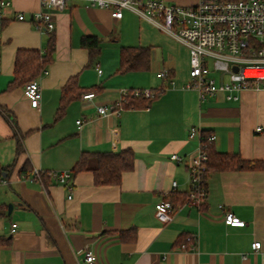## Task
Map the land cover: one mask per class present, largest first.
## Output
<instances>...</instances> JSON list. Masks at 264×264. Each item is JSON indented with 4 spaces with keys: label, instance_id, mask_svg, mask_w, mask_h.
<instances>
[{
    "label": "crops",
    "instance_id": "crops-1",
    "mask_svg": "<svg viewBox=\"0 0 264 264\" xmlns=\"http://www.w3.org/2000/svg\"><path fill=\"white\" fill-rule=\"evenodd\" d=\"M39 8V0H12L4 10L0 264H264V168L210 169L204 202L190 206L183 199L190 189L188 165L200 144L199 136H188L191 127L214 136L218 152L264 162V88L237 92L236 100L225 99L223 92L201 100L197 90L185 87L190 67L185 45L133 11L117 18L89 1L67 0L51 10L55 46L52 60L32 78L41 91L34 108L24 84L15 80L14 67L19 50L44 54L48 33L30 23ZM18 13L24 20L16 18ZM84 37L98 39L94 57L82 45ZM139 46L149 50L148 66L118 71L121 50ZM162 70L166 77L158 76ZM70 81L72 94L78 95L56 117ZM144 88L160 89L147 107L139 102L118 113L97 111L112 107L124 91ZM85 93L93 96L84 100ZM123 149L132 150L134 163L118 184L96 185L91 171L71 172L83 151ZM172 154L181 160H172ZM32 168L69 171L71 178L65 184L51 177L31 181L24 176ZM168 198L176 208L163 223L154 205ZM8 204L13 205L9 214ZM225 211L244 226L226 225ZM187 236L195 237L194 247L179 250ZM254 241L259 249H252ZM88 250L92 263L85 261Z\"/></svg>",
    "mask_w": 264,
    "mask_h": 264
},
{
    "label": "built area",
    "instance_id": "built-area-1",
    "mask_svg": "<svg viewBox=\"0 0 264 264\" xmlns=\"http://www.w3.org/2000/svg\"><path fill=\"white\" fill-rule=\"evenodd\" d=\"M11 1L0 0V51L4 10ZM66 1L39 0L40 8L31 14L30 23L41 33L52 32L54 22L51 10L64 7ZM85 1L110 9L112 16L117 18L122 16L124 10L133 11L185 45L189 50L190 65L189 78L185 87L197 90L201 100L219 92H223L227 100H236L237 92L249 88H264V0H198V3L193 6L167 4L163 0ZM16 18L24 20V15L18 13ZM234 66L237 67L236 71L233 70ZM98 72H100L99 69ZM212 72L216 73V77L212 76ZM167 74L166 70H162L158 76L166 77ZM24 92L30 105L37 108L41 98L38 82L35 79L27 81L24 84ZM126 94L127 91H124L112 107L100 106L97 111L103 115L108 111L118 113L121 110L120 101ZM133 95L154 98L156 92L149 88L134 89ZM92 96L93 93H85L82 98L85 100ZM256 130H261V127H257ZM188 136L190 138L199 136L200 140L199 128L191 127L188 130ZM213 139L214 136L207 137L209 141ZM171 159L181 160L176 154H172ZM207 160V153L200 142L188 165L190 189L185 201L187 205L199 207L206 198L204 176L207 172ZM42 173L44 172L32 168L24 177L31 181L42 182ZM45 173L61 184H65L71 178L69 171ZM219 207L222 208V205ZM175 208L171 202L159 200L154 205L155 216L159 221L168 223L172 219ZM224 223L242 227L245 222L233 212L225 211ZM15 227L16 224H12L11 231H15ZM194 238V236H187L178 245V249L185 251L193 248ZM251 246L252 249H259L260 242L254 241ZM93 259L92 252L86 251L85 261L92 263Z\"/></svg>",
    "mask_w": 264,
    "mask_h": 264
},
{
    "label": "trees",
    "instance_id": "trees-1",
    "mask_svg": "<svg viewBox=\"0 0 264 264\" xmlns=\"http://www.w3.org/2000/svg\"><path fill=\"white\" fill-rule=\"evenodd\" d=\"M98 39L95 37H84L82 45L89 49L90 57H94L98 50ZM55 46V37L52 32L47 34V43L44 54L35 50H19L15 59L14 75L15 80L21 84L35 77L38 72H41L45 66L52 60V53ZM149 63V50L147 47H124L121 50L120 66L118 71L124 72L129 70L145 69ZM72 81L68 82L62 89L59 106L55 113L59 117L66 104L72 97L78 94H72ZM156 96L159 94L160 89H153ZM70 93V95H69ZM155 98V97H154ZM154 98H144L133 95V90L127 91V94L121 99V108H134L137 103L142 102L144 107ZM209 135L202 133L200 142L203 150L207 153L208 160L206 162L208 170H238V169H251V168H264V162H250L244 160L239 153H225L218 152L212 146V141L207 140ZM21 150L18 145L17 152ZM134 155L131 149H123L119 152H97V151H83L79 159L72 168V174L79 171L88 170L93 174V180L96 185L118 184L124 172L133 168ZM50 179L46 173H42V182ZM186 199V195L183 199ZM167 201L172 200L168 198Z\"/></svg>",
    "mask_w": 264,
    "mask_h": 264
},
{
    "label": "water",
    "instance_id": "water-1",
    "mask_svg": "<svg viewBox=\"0 0 264 264\" xmlns=\"http://www.w3.org/2000/svg\"><path fill=\"white\" fill-rule=\"evenodd\" d=\"M233 70H234V71H236V70H237V67H236V66H234V67H233ZM12 207H13V205H12V204H8V214L11 212V210H12Z\"/></svg>",
    "mask_w": 264,
    "mask_h": 264
}]
</instances>
